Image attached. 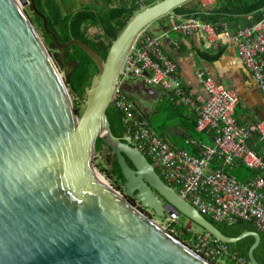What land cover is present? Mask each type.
I'll return each mask as SVG.
<instances>
[{
    "label": "water",
    "instance_id": "1",
    "mask_svg": "<svg viewBox=\"0 0 264 264\" xmlns=\"http://www.w3.org/2000/svg\"><path fill=\"white\" fill-rule=\"evenodd\" d=\"M193 0H161L137 13L112 41L105 59L72 39L59 43L46 17L29 0L53 39L48 48L16 0H0V264H214L155 218L179 214L226 243L258 231L223 234L156 172L149 159L110 129L106 110L137 35L156 20H181L174 9ZM80 47L96 67L76 110L49 49ZM78 62L70 64L72 72ZM132 92L128 83L119 86ZM143 91L151 89L143 86ZM97 138L115 154L124 177L121 195L93 171ZM131 162L130 166L127 159ZM134 199L137 205L130 200Z\"/></svg>",
    "mask_w": 264,
    "mask_h": 264
},
{
    "label": "built area",
    "instance_id": "2",
    "mask_svg": "<svg viewBox=\"0 0 264 264\" xmlns=\"http://www.w3.org/2000/svg\"><path fill=\"white\" fill-rule=\"evenodd\" d=\"M215 2L199 0V6L207 8ZM167 20V27L160 35H154L149 26L137 35L118 74L111 105L122 114L124 136L130 137L132 146L145 155L178 195L203 216L224 224L239 220L251 222L264 237V119L239 123L235 117L236 91L216 84L200 71L196 77L207 98L198 103L181 84L176 63L163 53L160 44L161 41L172 44L170 34L174 33L195 36L203 50L214 51L219 48L221 38L226 39L227 47L234 49L264 98V13L253 26L232 34L220 32L218 24L199 18L175 20L169 17ZM128 80H138L148 88L156 87L173 105L191 108L196 115V130L212 132V143L191 141L197 148V153L191 154L156 134L149 120L119 87ZM75 99L84 104L83 100ZM237 163L253 175L245 180L237 179L230 173ZM166 219L170 226L176 218L167 216ZM190 239L193 250L209 260L250 264L228 243L204 229L192 232Z\"/></svg>",
    "mask_w": 264,
    "mask_h": 264
},
{
    "label": "trees",
    "instance_id": "3",
    "mask_svg": "<svg viewBox=\"0 0 264 264\" xmlns=\"http://www.w3.org/2000/svg\"><path fill=\"white\" fill-rule=\"evenodd\" d=\"M33 1L37 9L46 17L48 28L56 35L59 43L66 44L73 38L77 39L88 45L102 59H105L112 41L117 38L127 23L137 13L161 0H118V5L116 6H113L112 0H94L91 4H86L78 8L76 6V0ZM191 2L174 9L175 14L180 15L183 18H199L203 21L213 24L222 23L227 19L226 17H231L228 15H232V13H242L244 15H248L252 12H257L260 6V3H253L252 5H249L245 0H223L224 3L221 8L203 11L199 9L192 10L188 8L187 5ZM29 18L37 32L41 34L44 44L47 47H50L53 39L45 32L42 18H40L34 12ZM166 18H169V16L162 17L155 22H160ZM90 29H96L98 32H100L101 36L99 38L90 37ZM49 52H51V50H49ZM66 53H70L71 59L78 62L73 76L69 81H66V84L70 93H72L73 96L79 98L81 101L83 100V95L86 88L90 85L92 76L96 73V67L91 61L90 57L78 46L74 45L69 47L66 50ZM75 106L79 113L80 108H77V105ZM106 116L110 124L111 132L117 137L124 136L121 112L113 105H110L106 110ZM194 118L196 121L195 115ZM184 127L191 132H195L194 129L196 128V124L194 126L195 128L190 129L186 126ZM103 150L107 153L106 158H104V162L100 157V154L103 152ZM94 155L93 164L97 170L111 181V184L114 188L124 192L123 183L125 180L117 162L116 156L111 151V149L102 142L100 138H97L96 140ZM127 162L130 166H132L129 159H127ZM156 172L160 175L158 170H156ZM230 173L239 180H245L253 175L252 172L248 171V169H246L240 163H237ZM160 176L166 182L162 175ZM129 200L133 203H137L134 199L129 198ZM150 212L151 213H149V215H152L153 212ZM204 217L227 236H237L245 230L258 231L251 222L239 220L231 224H224L214 221L209 216ZM170 226L177 229L179 232L177 238L179 239L184 240L187 239L188 236H191L190 233H188V229L184 227L181 229L175 221L171 222ZM171 233L175 234L173 232ZM260 236L261 242L258 248H256L254 255L259 263L264 264V237L261 234ZM253 241L254 238L248 236L234 244L228 243V245L232 249L238 251L240 255L248 259V248L253 243ZM210 261L214 264H217L216 260ZM225 264L234 263L226 260Z\"/></svg>",
    "mask_w": 264,
    "mask_h": 264
},
{
    "label": "crops",
    "instance_id": "4",
    "mask_svg": "<svg viewBox=\"0 0 264 264\" xmlns=\"http://www.w3.org/2000/svg\"><path fill=\"white\" fill-rule=\"evenodd\" d=\"M245 1L249 5L260 3L257 12H252L248 15L242 13H232V15H228L231 17H226L227 19L225 21L218 24L220 26V32L226 31L232 34L238 29L253 26L261 19V16L264 13V0ZM223 3V0H216L215 4L207 8H201L199 6V0H193L187 6L192 10L199 9L210 11L221 8ZM167 24L168 20L166 18L165 20L157 22V24H154L153 26L150 25V31L154 35H160L167 27ZM170 40L172 41V44L161 41V49L171 61L176 63L177 77L183 87L193 94L198 103H202L207 98V93L204 90L201 81L196 77L197 71H200L206 78H210L216 84L236 91L238 95V103L235 106V117L239 123L243 124L264 119L263 94L257 85L251 80L248 72L238 59L234 49L227 47L226 39L221 38L219 48L214 51L203 50L201 48V42L195 36H183L171 33ZM173 42H175L176 45H174ZM126 83L129 84L135 95L142 97L145 96L144 99L146 100H153L158 96L157 91H154L152 88L147 87L152 90L150 92L143 91V88H141L142 84L138 80H128ZM126 93L129 96L128 92ZM164 97L166 98L167 95L164 94ZM134 103L136 104L135 101ZM174 108L178 109V122L168 128V133L184 141V144L189 148L190 152L184 147V145L179 146L178 144L171 142L167 135L161 134L160 136H163L170 144L183 148L191 154L197 153L196 145L191 141L204 144L212 143V132H198L194 127L195 112L191 108L177 106H174ZM137 110L144 117L147 116L146 107H142L141 109L137 107ZM184 126L190 129L195 128V132L189 131Z\"/></svg>",
    "mask_w": 264,
    "mask_h": 264
},
{
    "label": "rangeland",
    "instance_id": "5",
    "mask_svg": "<svg viewBox=\"0 0 264 264\" xmlns=\"http://www.w3.org/2000/svg\"><path fill=\"white\" fill-rule=\"evenodd\" d=\"M28 1V2H27ZM18 0V2L20 3L22 9L27 13L28 17L33 15V12L30 11L29 6H30V2L29 0ZM94 0H76V6L78 7H82L83 5L86 4H91ZM118 5V0L113 1V6ZM154 24H157V22H153L151 25L153 26ZM40 37L41 34L39 33ZM89 35L90 37H94V38H99L101 36L100 32H98L96 29H90L89 30ZM42 38V37H41ZM49 48V47H48ZM51 50V56L54 59V54L52 53V51L54 49H49ZM55 61V60H54ZM56 63V62H55ZM57 64V63H56ZM58 67V66H57ZM59 68V67H58ZM60 71V70H59ZM60 74H62L63 78H65V76L63 75V73L60 71ZM68 91L69 88L67 87ZM154 91H157L158 96L155 99H151V100H146L144 99L145 96H138V95H131V99L134 100L137 104V107L139 109H141L142 107H146L147 108V119L150 122V126L151 128L155 131L156 134L158 135H167L169 140H171V142L178 144L179 146L184 145V147L190 152L189 148L184 144V141H182L180 138L174 136V135H170V133H168V128L175 125L178 121V116H177V108H174V106L170 103V101L168 100V98L164 97V92L161 91L160 89L153 87L152 88ZM71 98H72V102L75 105H77V108H80L79 110V114H81L84 110V104L81 105L80 102H78L77 99H75L76 97L72 95V93H70ZM166 95V94H165ZM76 108V106H75ZM93 156H95L93 154ZM107 153L106 151L103 150V152L100 154L101 160L104 162V158H106ZM94 161V160H93ZM93 171L95 173H98L99 175H101L106 183L112 187L115 191H117L119 194L123 195L124 192H122L121 190L114 188L111 184V181L108 180L103 174H101L97 168L94 166L93 164ZM133 203V202H132ZM134 205H137L136 203H133ZM142 211H144L145 213H147L149 215V213H151L149 209L143 208ZM152 218L155 219V221L161 225L163 228H165L167 231H169L170 233L173 232L175 234H173L174 236L178 237L179 232L177 231L176 228L169 226V221H167V219H160V218H155L152 215H149ZM177 225L182 229L183 227L186 229H190L188 230V233H190V235L192 234V232L194 231H200L202 228L200 226H198L195 223H191L189 221V219L185 216H183L182 214H179L178 217L174 220ZM180 229V232H181ZM181 241H183V243L187 244L190 248H192V239H190V236H188L187 239H180ZM193 249V248H192ZM224 259H217L216 263L217 264H225Z\"/></svg>",
    "mask_w": 264,
    "mask_h": 264
},
{
    "label": "flooded vegetation",
    "instance_id": "6",
    "mask_svg": "<svg viewBox=\"0 0 264 264\" xmlns=\"http://www.w3.org/2000/svg\"><path fill=\"white\" fill-rule=\"evenodd\" d=\"M52 53L54 54V60L56 61V63L58 64V67H59V70L63 73L64 76L68 75L70 76V79L71 77L73 76L74 74V71L72 72V69L73 67L70 66V64L72 62H74L72 59H71V54L70 53H66V50L64 53H62L60 50L58 49H54L52 51ZM129 94V97L131 98V95L135 94L134 92H128ZM132 100V99H131ZM133 101V100H132ZM192 223V222H191ZM182 238V237H181ZM258 248V247H257ZM256 250V249H255ZM255 252V251H254ZM258 252V251H256Z\"/></svg>",
    "mask_w": 264,
    "mask_h": 264
},
{
    "label": "bare ground",
    "instance_id": "7",
    "mask_svg": "<svg viewBox=\"0 0 264 264\" xmlns=\"http://www.w3.org/2000/svg\"><path fill=\"white\" fill-rule=\"evenodd\" d=\"M16 1L18 2V0H16ZM18 4L20 5L19 2H18ZM20 6H21V5H20ZM94 174H95V177H96L100 182H102L103 184L109 186V185L106 183L105 179H104L101 175H99L98 173H95V172H94Z\"/></svg>",
    "mask_w": 264,
    "mask_h": 264
}]
</instances>
